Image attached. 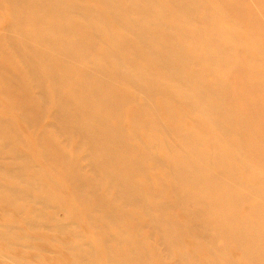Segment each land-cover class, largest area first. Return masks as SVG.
I'll list each match as a JSON object with an SVG mask.
<instances>
[{
  "label": "bare ground",
  "instance_id": "obj_1",
  "mask_svg": "<svg viewBox=\"0 0 264 264\" xmlns=\"http://www.w3.org/2000/svg\"><path fill=\"white\" fill-rule=\"evenodd\" d=\"M1 12L0 264H264V0Z\"/></svg>",
  "mask_w": 264,
  "mask_h": 264
},
{
  "label": "rangeland",
  "instance_id": "obj_2",
  "mask_svg": "<svg viewBox=\"0 0 264 264\" xmlns=\"http://www.w3.org/2000/svg\"><path fill=\"white\" fill-rule=\"evenodd\" d=\"M5 13V12H4ZM4 13H0V16H1V25H0V28H2V27H4L5 25H6V23H7V16H6V14H4ZM125 127H127V125H124ZM141 138H142V136H141ZM179 220L180 221H182L183 219H181V218H179ZM186 243H188V241L186 240L185 241ZM187 245V244H186ZM36 256V255H35Z\"/></svg>",
  "mask_w": 264,
  "mask_h": 264
}]
</instances>
